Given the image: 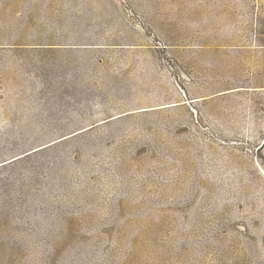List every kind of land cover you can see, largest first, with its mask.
<instances>
[{"label":"rangeland","instance_id":"1","mask_svg":"<svg viewBox=\"0 0 264 264\" xmlns=\"http://www.w3.org/2000/svg\"><path fill=\"white\" fill-rule=\"evenodd\" d=\"M0 264H264V0H0Z\"/></svg>","mask_w":264,"mask_h":264}]
</instances>
